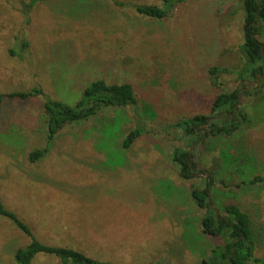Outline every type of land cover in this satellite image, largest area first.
<instances>
[{"label":"rangeland","instance_id":"rangeland-1","mask_svg":"<svg viewBox=\"0 0 264 264\" xmlns=\"http://www.w3.org/2000/svg\"><path fill=\"white\" fill-rule=\"evenodd\" d=\"M26 2L0 0V93L40 87L52 99L73 104L89 82L103 79L129 83L137 103L68 124L47 144L44 98L4 97L3 206L42 243L97 260L199 264L220 239L201 232L203 209L193 204L189 191L204 188L213 173L229 184L227 189L211 182L214 206L239 204L251 222L254 255L264 258V187L236 186L264 173V98L241 97L250 121L231 137L190 145L182 130L171 126L195 114L209 115L219 92L253 86L236 78L244 63L241 0H186L161 20L134 7L160 6L162 0H38L29 20L21 12ZM210 66L231 73H221L214 85ZM118 117L119 130L111 122ZM138 125L143 134L121 147L124 135ZM46 145L43 157L28 160L31 150ZM175 147L192 152V178L180 176L171 158ZM222 151L238 162L229 165ZM29 240L1 216L0 264H16L13 252ZM31 264L61 263L37 254Z\"/></svg>","mask_w":264,"mask_h":264},{"label":"trees","instance_id":"trees-1","mask_svg":"<svg viewBox=\"0 0 264 264\" xmlns=\"http://www.w3.org/2000/svg\"><path fill=\"white\" fill-rule=\"evenodd\" d=\"M37 1L28 0V2L23 3L21 12L26 20H29L31 7ZM184 1L186 0H162L160 6L136 5L134 8L135 12L139 14L161 20L167 17L177 4ZM241 9L243 11V22L240 50L244 63L242 68L238 70L236 78L238 81L246 83L248 82L245 79H248V81L253 82V86L248 90L242 88L239 84V87L230 91L219 92L211 102L209 115L195 114L172 124V127L182 130L183 136L189 140L190 145L196 142L204 143L207 138L231 137L236 132L246 129L250 121V114L243 108L245 104L242 103L241 97L264 98V91L261 92V87L264 84V75H261L264 68V40L260 39L264 36V0H241ZM23 45L26 47L27 42L23 41ZM221 73H231V70L226 67L210 66L208 68L210 83L217 85ZM256 79L259 80V83L256 82ZM35 96L44 98L42 107L47 144L68 124L95 116L105 108H126L135 106L137 103L133 88L129 83L108 84L103 79H96L83 88L79 98L73 104L52 99L40 87H32L25 91L10 92L6 96L0 93V105L4 97L27 99ZM146 111L147 114L152 115L151 109L148 107ZM207 119H209L208 123H206ZM111 122H114L119 130L123 120L118 117L113 118ZM107 127L110 126L106 125L102 130L105 136L109 132ZM142 134L143 128L140 125L130 129L121 140V147L128 148ZM105 141L108 142L107 139ZM205 148L210 147L205 146ZM46 152L47 145L31 150L28 160L34 162L43 157ZM222 154V159L229 161V165L238 162L237 157L230 158L225 151H222ZM171 158L176 162L182 178H192L193 170L196 168L192 152L187 148L175 147L172 150ZM209 178L210 182H207L204 188L192 186L189 191L193 204L203 209L200 216L201 232L220 239L219 243L210 247L199 264H253L254 262L264 264V258L254 255L255 237L248 214L235 202L218 203L216 206L213 204L210 194L211 182L216 181L227 189L229 184L213 173L210 174ZM245 184L264 187V173L255 174L249 179H242L239 183H236V186L239 187ZM1 216L8 218L20 232L29 236L30 239L25 246L19 247L13 252V259L16 264H31L37 254L54 256L61 264H116L94 259L71 247L42 243L33 236L29 226L19 219L13 211L6 209L0 201ZM147 264L174 263L157 262Z\"/></svg>","mask_w":264,"mask_h":264},{"label":"water","instance_id":"water-1","mask_svg":"<svg viewBox=\"0 0 264 264\" xmlns=\"http://www.w3.org/2000/svg\"><path fill=\"white\" fill-rule=\"evenodd\" d=\"M261 75H264V68H263V72H262V74ZM259 80L258 79H256V82H258ZM208 121H209V119H207V121H206V123H208ZM216 214H217V210H216Z\"/></svg>","mask_w":264,"mask_h":264},{"label":"flooded vegetation","instance_id":"flooded-vegetation-1","mask_svg":"<svg viewBox=\"0 0 264 264\" xmlns=\"http://www.w3.org/2000/svg\"><path fill=\"white\" fill-rule=\"evenodd\" d=\"M246 81H247V80H246ZM247 82H248V83H246V85L253 83V82H251V81H250V82H249V81H247ZM208 122H209V121H208Z\"/></svg>","mask_w":264,"mask_h":264}]
</instances>
